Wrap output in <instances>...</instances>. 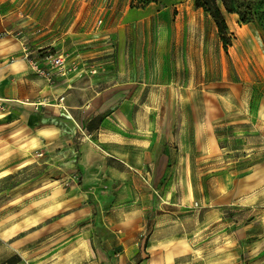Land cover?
<instances>
[{"label": "crops", "instance_id": "0c3cea01", "mask_svg": "<svg viewBox=\"0 0 264 264\" xmlns=\"http://www.w3.org/2000/svg\"><path fill=\"white\" fill-rule=\"evenodd\" d=\"M13 1L0 0V171L74 157L0 192V264H264L263 50L237 47L246 77L196 102L137 77L136 9L66 41ZM26 49L73 64L38 73Z\"/></svg>", "mask_w": 264, "mask_h": 264}, {"label": "rangeland", "instance_id": "374dc122", "mask_svg": "<svg viewBox=\"0 0 264 264\" xmlns=\"http://www.w3.org/2000/svg\"><path fill=\"white\" fill-rule=\"evenodd\" d=\"M41 1L44 0L13 2L27 13H38L36 21L27 25L34 32L43 25L45 29L42 33L47 36H64L66 41H79L80 38L101 32L103 19L109 22L116 20L122 14V6L125 4L128 10L136 9L135 18L142 19L130 31L135 32L136 44H140V50L144 53L143 73L138 72L137 77L142 75L147 81L156 80L161 86L169 85L175 96H187L188 91L183 86H191V96L196 102L201 101L205 91L215 90V87L210 86L215 81L223 78L232 82L240 76L246 77V71L241 72L235 61L237 47L253 54L257 50L264 52V0H226L233 12L224 8L222 0H216L222 8L231 39L227 51L223 47V68L219 60L223 43L218 28L211 16L196 6V0H45L48 5L58 4L60 7L39 10L35 6ZM114 2L119 5L111 8ZM227 13H234L235 20ZM52 14L55 16L50 18ZM238 38L239 42L236 40ZM67 59L70 67L73 62ZM137 60L139 62V58ZM156 92L163 95L164 89L161 87ZM239 152L235 153L237 157L240 156ZM72 157L73 154L64 153L57 158L35 162L12 172L1 170L0 192L6 194L22 180L45 173V169L55 170V165L67 169L60 162ZM246 163L241 160V167ZM195 175L199 177V169L195 170ZM240 234L242 237L243 234Z\"/></svg>", "mask_w": 264, "mask_h": 264}, {"label": "built area", "instance_id": "2783aa9c", "mask_svg": "<svg viewBox=\"0 0 264 264\" xmlns=\"http://www.w3.org/2000/svg\"><path fill=\"white\" fill-rule=\"evenodd\" d=\"M41 51V50H40ZM39 51V52H40ZM39 53L25 50V57L29 60L31 67L38 73H46V71L41 67V63L47 65L51 69H54L58 74L65 75L69 71L66 57L61 53H55L52 50H45ZM63 97H60L61 101Z\"/></svg>", "mask_w": 264, "mask_h": 264}, {"label": "trees", "instance_id": "16d2710c", "mask_svg": "<svg viewBox=\"0 0 264 264\" xmlns=\"http://www.w3.org/2000/svg\"><path fill=\"white\" fill-rule=\"evenodd\" d=\"M146 2L147 1H144L143 3ZM222 2L224 8L228 12H233V9L226 4V0H222ZM196 6L202 8L203 11L208 13L214 20L223 43V47L225 51H227V47L231 43V39L227 33L226 19L224 17L221 6L216 2V0H196ZM40 52H42V50Z\"/></svg>", "mask_w": 264, "mask_h": 264}]
</instances>
